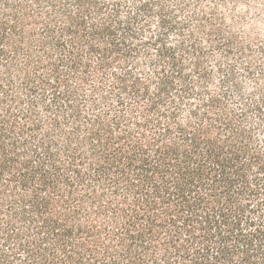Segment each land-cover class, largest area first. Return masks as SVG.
<instances>
[{
	"label": "trees",
	"instance_id": "obj_1",
	"mask_svg": "<svg viewBox=\"0 0 264 264\" xmlns=\"http://www.w3.org/2000/svg\"><path fill=\"white\" fill-rule=\"evenodd\" d=\"M0 264H264V0H0Z\"/></svg>",
	"mask_w": 264,
	"mask_h": 264
}]
</instances>
